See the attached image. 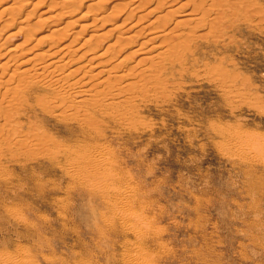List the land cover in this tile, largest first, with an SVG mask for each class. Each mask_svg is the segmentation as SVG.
Listing matches in <instances>:
<instances>
[{
  "label": "rangeland",
  "instance_id": "1",
  "mask_svg": "<svg viewBox=\"0 0 264 264\" xmlns=\"http://www.w3.org/2000/svg\"><path fill=\"white\" fill-rule=\"evenodd\" d=\"M35 52L82 68L0 85V264H264V0H0V62Z\"/></svg>",
  "mask_w": 264,
  "mask_h": 264
},
{
  "label": "bare ground",
  "instance_id": "2",
  "mask_svg": "<svg viewBox=\"0 0 264 264\" xmlns=\"http://www.w3.org/2000/svg\"><path fill=\"white\" fill-rule=\"evenodd\" d=\"M100 1V0H99ZM131 1V0H130ZM222 1V0H221ZM148 2V1H147ZM148 3H150V2H148ZM147 3V4H148ZM141 4V3H140ZM143 4H145V3H143ZM212 4V3H211ZM159 5V4H158ZM160 5H161V3H160ZM182 7H184V5H181ZM181 7V8H182ZM199 7V6H198ZM176 8V7H175ZM133 9V8H132ZM155 9V8H154ZM153 9V10H154ZM179 8L177 7L175 10L173 9L172 11H169V12H167L166 13V15L165 16H161V17H159V19L160 20H162V21H159L158 22V24H157V26L156 25H154L153 26V31H151L152 33H150V37L147 39L148 41H142L143 43H141L142 45L140 46V47H142L143 45H146V44H149V42L150 43H153V42H156V40H158V38L159 39H162L163 40V38H166V36H169V37H172L174 40H177L178 38H183L184 36L186 37V35H187V33H188V31H182V32H180L178 29H179V27H181V26H186V25H188L189 23H191L192 22V19H193V17H192V15L193 14H191L190 12H189V10L188 11H186V13L184 14L185 16H183V20L181 19L180 21H176L175 23H174V27L173 28H171V29H169L168 27H167V25H168V23H169V21H171V17L169 16V15H173L174 16V13L178 10ZM201 9V8H200ZM212 9V8H211ZM134 10V9H133ZM195 10H197V9H195ZM151 11V10H150ZM199 11V10H198ZM2 12H12V9H11V6L10 7H5V8H3L2 9ZM132 12V11H131ZM151 12H153V11H151ZM174 12V13H173ZM179 12V11H178ZM191 12H192V10H191ZM149 13V12H148ZM208 14V13H207ZM167 15L169 16V18H167ZM14 16V15H13ZM12 16V17H13ZM185 17V18H184ZM14 18V17H13ZM140 18V17H139ZM142 19V18H141ZM140 20V19H139ZM138 20V21H139ZM14 21V20H13ZM155 23V21L152 23V24H154ZM149 26H150V24H149ZM84 27V26H83ZM132 27V26H131ZM131 27H128L127 29L129 30V29H131ZM152 27V26H151ZM22 28V27H21ZM25 28V27H24ZM146 28V27H145ZM145 28H142V29H140V30H137L136 31V33H138V34H140V33H142V31H143V29H145ZM151 29V30H152ZM147 30V29H146ZM150 30V29H149ZM148 30V33L150 32ZM194 31V30H193ZM53 32H56V30H54ZM147 33V34H148ZM135 34V33H134ZM133 35V33L129 36V37H131ZM56 36V35H55ZM187 36H190L189 35V33H188V35ZM59 37H61V36H59ZM129 37H128V39H129ZM134 37H136V35L134 36ZM120 37H117V39H119ZM63 39V38H62ZM122 39V38H121ZM120 39V40H121ZM170 39V38H169ZM169 39H165L166 40V42L169 40ZM42 41V40H41ZM118 41V40H117ZM170 41H172L171 39L169 40V42ZM178 41V40H177ZM116 42V41H115ZM165 42V41H164ZM56 43V42H55ZM168 43V42H167ZM178 43V42H177ZM115 44V43H114ZM114 44H113V46H114ZM162 44V43H161ZM164 44V43H163ZM162 44V45H163ZM166 44V43H165ZM180 44V43H179ZM116 45H118V43H116ZM169 45H170V43H169ZM155 46H157V45H155ZM173 46V45H172ZM112 47V44H111V46L110 47H108V48H111ZM144 47V46H143ZM67 47H66V45L64 46V48H62V50L63 49H66ZM115 48V47H114ZM113 48V49H114ZM149 48L151 49V48H154V47H152V45L151 46H149ZM112 49V48H111ZM149 49V50H150ZM166 49H168V47L166 48ZM50 50V49H49ZM92 50V49H91ZM110 50V49H109ZM115 50L117 51V48H115ZM152 50V49H151ZM32 51V50H31ZM107 51V50H106ZM111 51V50H110ZM115 51V52H116ZM166 51V50H165ZM29 52V51H28ZM54 52V51H53ZM138 52H139V50H138ZM44 53V52H43ZM43 53H39V54H36V52L35 53H33V54H31L29 57H26L27 59L25 60V59H23L22 60V62H21V64H24V65H22V67L23 68H21V69H18V70H11V66H12V64H13V61H15V60H17V55L16 54H14V53H8V56L5 58V59H3V61L2 62H0V85L1 84H9L10 83V81L12 82L14 79H17V77H20V76H24V75H27V76H31V77H33L34 79H39L40 81H42V82H46L47 84L48 83H50V84H54L55 82H57L58 83V81L60 80L61 81V79L63 78V76L61 77V75L62 74H64L65 73V75H66V77L67 78H69V77H71V76H73V75H75L76 73H78L80 70H81V68L82 67H73V68H71L68 72H66L63 68L65 67L64 65L67 63H63V60L61 61L62 62V65H61V62L59 61L60 59H57L58 61H53V62H49L47 65H45V62L46 61H44V60H42V59H45L46 60V53H48L47 51H46V53L43 55ZM105 53V52H104ZM119 53H121V52H119ZM137 53V52H136ZM22 54V53H21ZM103 54V53H102ZM118 54V53H117ZM4 55H5V53H4ZM48 55H50V56H52L53 54H48ZM66 55V54H65ZM65 55H62V57L65 59L66 58V56ZM104 55V54H103ZM103 55H101V56H103ZM114 55H115V53H114ZM110 56V58L108 57V58H106L105 60H103V63H104V71L105 70H107L108 72H112V71H114L115 69H117L118 68V70H120L119 68L121 67V63L122 62H124V61H122L123 59H120L121 60V62H120V60L119 61H117V62H115L114 61V63H112V62H110V60L113 58V57H115V56ZM65 56V57H64ZM99 56V55H98ZM104 56H106V54L104 55ZM103 56V57H104ZM117 56V55H116ZM119 56V55H118ZM150 56V55H149ZM160 56V55H159ZM165 56V55H164ZM3 57V56H2ZM37 57H39V59L41 58V60L39 61V59H37ZM100 57V56H99ZM61 58V57H60ZM117 58V57H116ZM62 59V58H61ZM146 59V58H145ZM37 61H39V63L41 62V61H44V62H42V63H36ZM105 61V62H104ZM145 61V60H144ZM33 64V66H29L28 67V65L27 64ZM59 64V65H58ZM64 64V65H63ZM153 64V63H152ZM52 65H54V68H51V69H53V70H50V67H52ZM55 65H57V66H55ZM69 65V64H68ZM122 65H124V64H122ZM61 66H63V67H61ZM80 66H82V65H80ZM100 66V65H99ZM61 67V68H60ZM96 67V66H95ZM84 68V67H83ZM146 68H149V67H146ZM131 69H133V68H131ZM135 69V68H134ZM142 70H143V68H141ZM140 70V69H139ZM63 71V72H62ZM65 71V72H64ZM99 71L100 72H98L99 74H102V73H104L103 71H101V69H99ZM129 71V70H128ZM130 72V71H129ZM128 72V73H129ZM143 72V71H142ZM67 73V74H66ZM125 74H127L126 72H124ZM137 73V72H136ZM138 73H140V71H138ZM99 74H97V76L99 77L100 75ZM104 74H106V73H104ZM147 74V73H146ZM136 75V74H135ZM145 75V74H144ZM92 76H94V75H92ZM95 76H96V74H95ZM128 76V75H127ZM146 76V75H145ZM16 77V78H15ZM86 77V76H85ZM104 77V76H103ZM102 76H101V78H103ZM108 77V76H107ZM110 77V79H108V81H106V85L107 86H105V88H104V91L105 92H107L108 94L111 92V91H113V88H117V89H119V92H121V91H125V90H128L130 87H131V85H132V82L130 83V82H124L123 80H125L124 79V77L122 76V77H120V76H109ZM7 79L8 78V80L7 81H5L4 82V79ZM10 78H12L11 80H9ZM142 78V77H141ZM144 78V77H143ZM79 79V78H78ZM104 79V78H103ZM102 79V80H103ZM105 79H107V78H105ZM105 79H104V82H105ZM21 81H22V79H20ZM38 80V81H39ZM56 80H58V81H56ZM80 80H83V79H80ZM144 80V79H143ZM16 81V80H15ZM14 81V82H15ZM19 81V80H18ZM18 81H16V82H18ZM20 81V82H21ZM142 81V80H141ZM76 82H79V81H76ZM86 82V81H85ZM103 82V81H102ZM19 83V82H18ZM18 83L15 85V88H16V86L18 85ZM60 83V82H59ZM123 83H124V85H123ZM139 83V82H138ZM20 84V83H19ZM52 84V85H53ZM86 84V83H85ZM84 84V85H85ZM88 84V83H87ZM87 84H86V86H87ZM98 84V83H97ZM140 84V83H139ZM10 85V84H9ZM21 85V84H20ZM74 85L75 86H77V83H73V81L72 82H64L62 85H61V88L65 91V92H67V93H70V92H74V88H76V87H74ZM134 85V84H133ZM85 86V87H86ZM1 87V86H0ZM78 87V86H77ZM14 88V89H15ZM128 88V89H127ZM89 89V88H88ZM87 90V89H86ZM83 91V90H82ZM82 91H80V92H78L77 94H76V96H78L79 94H82ZM85 91V90H84ZM103 91V92H104ZM93 94V93H92Z\"/></svg>",
  "mask_w": 264,
  "mask_h": 264
}]
</instances>
